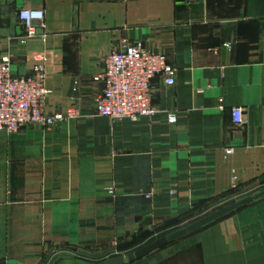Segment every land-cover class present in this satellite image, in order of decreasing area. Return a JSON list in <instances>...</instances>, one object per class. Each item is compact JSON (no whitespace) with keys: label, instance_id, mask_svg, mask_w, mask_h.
Returning a JSON list of instances; mask_svg holds the SVG:
<instances>
[{"label":"crops","instance_id":"crops-1","mask_svg":"<svg viewBox=\"0 0 264 264\" xmlns=\"http://www.w3.org/2000/svg\"><path fill=\"white\" fill-rule=\"evenodd\" d=\"M26 7L45 12L33 37ZM135 42L165 53L176 82L153 80L154 117L114 122L94 77ZM5 57L16 75L41 60L48 113L75 115L0 130V264L142 246L264 190V0H0ZM127 264H264V198Z\"/></svg>","mask_w":264,"mask_h":264},{"label":"built area","instance_id":"built-area-1","mask_svg":"<svg viewBox=\"0 0 264 264\" xmlns=\"http://www.w3.org/2000/svg\"><path fill=\"white\" fill-rule=\"evenodd\" d=\"M28 13L27 17L22 13ZM19 19L26 37L37 33V22L44 26L43 9L22 8ZM160 77L167 85L176 82V68L165 53L150 50L141 42L115 48L105 57V66L94 80L102 84L96 97V112L114 122L136 121L142 117L152 118L158 113L153 99V80ZM48 74L45 64L37 60L28 75H16L8 57L0 61V130L13 134L27 126L38 124L50 129L58 123L72 119L75 111L67 113L47 111L50 90L47 87ZM233 123H245L243 107L232 109ZM170 123L177 122L176 114H169ZM225 155L234 153L233 147L225 148ZM109 192L114 193V188ZM147 196H150L149 194Z\"/></svg>","mask_w":264,"mask_h":264},{"label":"water","instance_id":"water-1","mask_svg":"<svg viewBox=\"0 0 264 264\" xmlns=\"http://www.w3.org/2000/svg\"><path fill=\"white\" fill-rule=\"evenodd\" d=\"M264 198V190L260 191L254 195L244 197L242 199L236 200L232 203H229L225 206H222L194 221L188 223L187 225L178 228L174 231L161 235L152 241L140 246L139 248L128 252L127 254H119L109 258L104 259L103 261L96 264H127L139 260L148 256L149 254L157 251L158 249L175 242L181 238L191 235L204 227L210 225L213 222L218 221L224 216L238 210L239 208L250 204L256 200ZM58 264H92L84 262L81 260H62Z\"/></svg>","mask_w":264,"mask_h":264},{"label":"rangeland","instance_id":"rangeland-1","mask_svg":"<svg viewBox=\"0 0 264 264\" xmlns=\"http://www.w3.org/2000/svg\"><path fill=\"white\" fill-rule=\"evenodd\" d=\"M128 242L116 243L111 245H106L102 247H97L91 250H85V253L80 254L75 247H70L66 253L54 254L52 255L51 261L46 264H58L60 260H81L84 262L96 264L103 261L106 258L119 255L127 254L141 245H128Z\"/></svg>","mask_w":264,"mask_h":264},{"label":"clouds","instance_id":"clouds-1","mask_svg":"<svg viewBox=\"0 0 264 264\" xmlns=\"http://www.w3.org/2000/svg\"><path fill=\"white\" fill-rule=\"evenodd\" d=\"M22 16L27 17L28 16V13L27 12L22 13Z\"/></svg>","mask_w":264,"mask_h":264}]
</instances>
